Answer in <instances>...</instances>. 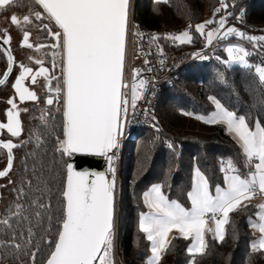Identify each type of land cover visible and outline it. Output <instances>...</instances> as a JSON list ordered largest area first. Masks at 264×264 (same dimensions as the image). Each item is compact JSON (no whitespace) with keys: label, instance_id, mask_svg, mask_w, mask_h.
Masks as SVG:
<instances>
[{"label":"trees","instance_id":"1","mask_svg":"<svg viewBox=\"0 0 264 264\" xmlns=\"http://www.w3.org/2000/svg\"><path fill=\"white\" fill-rule=\"evenodd\" d=\"M227 7L215 12L221 0H135V19L154 29L193 26L191 42L175 44L165 41L163 49L177 76L162 89L157 105L156 129L140 128L128 144L123 160L122 192L119 204V245L122 264H146L150 241L139 228L141 213L147 210L145 193L154 185L169 201L191 208L196 168L207 177L211 189L225 183V161L231 160L237 171L248 174L250 168L241 146L221 123H206L198 117L215 110L213 99L220 101L237 116H244L250 128L257 121L264 126V82L255 71V59L248 67L229 66L227 52L221 46L209 62L191 60L205 49L202 35L195 25L207 13L221 17L244 11L249 26L246 31L264 29V0H223ZM258 32V31H257ZM264 46V44L262 45ZM187 113V114H185ZM54 115L38 121L36 138L24 151L17 171L13 201L6 207L0 223V240L16 243L0 245V264H45L54 250L60 221L63 218L62 192L66 181V164L71 157L58 151L63 139L64 116ZM37 202V203H34ZM21 215L11 216L16 205ZM229 214L225 238L221 242L207 233L204 254L189 253L191 237L175 234L162 253L159 264H264V250L253 251L257 241L253 228L259 211L255 201L245 202ZM38 205H45L39 207ZM40 215L37 216L36 213ZM1 220V221H3ZM32 235L29 242L28 228ZM35 254L34 258L32 254Z\"/></svg>","mask_w":264,"mask_h":264},{"label":"snow or ice","instance_id":"2","mask_svg":"<svg viewBox=\"0 0 264 264\" xmlns=\"http://www.w3.org/2000/svg\"><path fill=\"white\" fill-rule=\"evenodd\" d=\"M14 2L15 0H0V9L11 6ZM157 2H167V0H157ZM34 3L41 6L43 12L30 10L22 19L13 14L10 20L12 24L20 26L22 23H31L33 18L41 20L46 13L47 18L54 21L61 30L53 33L47 25L44 26L57 41L52 47H62L64 61L63 87L59 84L56 87L57 97L61 92L64 94L63 139L57 137L58 151L69 157L78 153L107 155L118 148L122 121L126 119L128 112V99L122 88L127 87L123 83V75L130 15L129 0H34ZM221 3L222 7L228 6L223 0ZM220 11L221 8L215 9V12ZM214 22L213 18L194 27L204 34L205 27ZM226 22L227 17H221L219 28L207 32L206 38L209 44L212 43L214 36L219 34V30L224 28ZM189 27L193 26L189 25ZM231 34H237L242 38L246 35L235 27H229L221 38ZM137 35L143 34L137 32ZM29 36L30 33L25 31L23 45L31 48L33 45L29 43ZM169 38L181 43H190L192 39L187 30ZM153 39L158 37L154 36ZM247 39L264 41V36L248 35ZM227 51L233 62L253 67L246 59L250 53L244 47L232 45ZM8 58L10 72L11 63L14 61L10 51ZM36 63L42 65L43 61L37 60ZM20 67L23 71L14 85L20 100H37L36 93L24 86L26 77L33 72V69L23 64ZM48 71L47 68L40 67L35 75H31L32 82L36 83L38 76L47 77ZM255 71L259 79L264 82V67L255 66ZM136 74H139V70H136ZM4 82L0 80V84ZM144 84L143 80L139 82L140 87ZM139 98L134 85L133 107ZM8 103L13 109L16 108L14 98ZM47 103L51 105L53 99L49 98ZM215 103L217 111L211 114L210 119L203 116L198 118L205 120L206 123L225 122L227 130L235 133L249 162L253 159L258 161L254 164L255 171L250 172L247 177H241L239 174L227 175V187L217 186L213 195L207 177L196 168L195 183L192 191L188 193L191 209L183 207L177 201H169L162 194L161 185H155L150 192L145 193V202L151 211L141 213L139 228L146 234L147 240L151 241L152 256L149 264H159L161 254L168 248V235L173 229H178L186 238L194 235L195 243L189 247V253L204 254L208 247L205 240L206 232H213L214 238L222 242L225 238L224 225L229 222V213L242 205L246 207L247 204L244 202L250 201L256 195H264V126L257 121L253 130L244 116H237L235 112L224 108L219 101ZM7 116L8 122L0 123V129L6 128L12 136H19L22 131L19 112L9 109ZM41 118L43 119V114ZM0 146L9 153L8 167L0 171V177H3L12 167V149L19 145L8 140L0 141ZM108 159L110 163L113 161L112 156ZM226 170L236 171L231 160L227 162ZM111 171L113 176L109 179L102 172L77 171L72 163L66 164V181L62 192L65 201L63 218L60 221L61 228L57 234L54 250L50 253L46 264H114L115 168H111ZM38 206L45 207V205ZM257 207L264 209V204ZM22 210L23 206L17 204L10 215L19 216ZM209 214L215 222V228L207 227L206 217ZM36 215L39 216L40 213L37 212ZM0 223L11 227L8 219ZM253 227L264 233V216H261V221L253 224ZM27 231L30 242L31 227ZM9 243L16 248L21 247L16 243L15 236L10 241L0 240V245ZM252 249L264 250V236L253 243ZM32 255L34 258L35 254Z\"/></svg>","mask_w":264,"mask_h":264},{"label":"flooded vegetation","instance_id":"3","mask_svg":"<svg viewBox=\"0 0 264 264\" xmlns=\"http://www.w3.org/2000/svg\"><path fill=\"white\" fill-rule=\"evenodd\" d=\"M30 10L43 12L42 7L35 4L34 0H15L11 6L0 9V80L3 79L9 68V54L5 44L9 46L14 58L8 77L3 84H0V123L6 124L8 122L7 111L12 109L19 112L22 127L19 136H12L6 128L0 129V141L7 142L11 140L14 144L19 145L12 149L11 169L6 176L0 177V221L3 220L6 207L13 201V191L20 161L24 151L36 138L35 126L37 122H45L54 115L60 117V112L63 113L64 110V94L61 92L59 97L56 94L57 85L63 87L62 70L64 61L62 47H52L57 41L44 26L47 25L53 33L61 30L54 21L47 18L46 13L41 20L33 18L32 22L28 24L22 23L17 26L11 23V15L16 14L22 19L23 15L28 14ZM25 31L30 33L29 43L33 45L31 48L23 45ZM9 36L10 40H8ZM37 60L43 61V64H37ZM21 64L33 69V72L26 77L24 86L36 93L37 100L21 101L19 94L16 92L14 85L23 71L20 67ZM40 67L47 68L49 70L48 75L47 77L38 76L36 83H33L31 75H35ZM13 98L16 104L15 109L8 103ZM49 98L53 99L51 105L47 103ZM42 114L43 119L41 118ZM8 158V150L0 146V171L7 169Z\"/></svg>","mask_w":264,"mask_h":264},{"label":"built area","instance_id":"4","mask_svg":"<svg viewBox=\"0 0 264 264\" xmlns=\"http://www.w3.org/2000/svg\"><path fill=\"white\" fill-rule=\"evenodd\" d=\"M225 4V2L223 1ZM218 8L221 10L222 3ZM241 13L243 15L241 16ZM227 17V22L224 28L229 23H234L241 28H247L249 22L244 11L238 12L232 16L223 11L221 17ZM223 28V29H224ZM189 34L193 33V27H185ZM183 29L179 28H164L154 29L143 26L135 19V0H130V15L128 23V31L126 37L125 49V64L123 83L127 87L122 88V92L126 94L128 99L127 117L122 121V130L118 138V148L109 152V156L113 157L111 168H115L116 189H115V246L113 249L114 264H122L119 245V204L122 192V176L121 170L127 144L136 136L137 130L140 128L156 129L157 121V105L162 92V89L173 83L177 76L176 68L171 67L167 54L163 49L165 41H171L179 44L180 41L173 40L169 37L179 35ZM137 32L143 35L138 36ZM158 39H153V37ZM224 43H233L244 47L250 55L246 57L248 60L255 59L257 65L264 66V46H257L245 39H222L219 35L214 42L197 54L191 60L200 62H209L212 59V54L220 48ZM139 70V74H136ZM143 80V87L139 86V82ZM136 86V92L139 94V99L136 100L135 106L132 105L133 86ZM227 169V161L223 162ZM247 166H251V162L246 161ZM231 172V170H226ZM112 178L113 173L110 171ZM264 195H256L252 199H260ZM219 215V214H218ZM207 221H214L211 214L206 217Z\"/></svg>","mask_w":264,"mask_h":264},{"label":"crops","instance_id":"5","mask_svg":"<svg viewBox=\"0 0 264 264\" xmlns=\"http://www.w3.org/2000/svg\"><path fill=\"white\" fill-rule=\"evenodd\" d=\"M246 35H245V37H235V35L233 34L232 36H230L228 39H230V38H234V39H245V40H248L247 39V36L248 35H251V36H264L263 34H259V32H250V31H246V33H245ZM231 40V39H230ZM250 41V40H249ZM250 42H252L253 44H255V45H258V46H262L263 44H264V41H250ZM226 45H230V46H232V45H237V44H233V43H224L222 46L226 49ZM250 61V60H249ZM215 101H218V100H216V99H214V103H215ZM220 102V101H219ZM220 104L221 105H223L221 102H220ZM223 107L224 108H226L224 105H223ZM227 109V108H226ZM229 110V109H228ZM215 111H217V108H216V103H215V110L213 111V112H215ZM230 111V110H229ZM213 112H211L209 115H207V116H204L205 118H208V119H210L211 118V114L213 113ZM218 123H221V124H224L225 126H226V128H227V125H226V123L225 122H223V121H221V122H218ZM213 124V123H212ZM215 124V123H214ZM260 124V123H259ZM261 125V124H260ZM256 126V125H255ZM262 126V125H261ZM253 130H255V127L253 128ZM228 131V130H227ZM229 132V131H228ZM229 134H231V136L236 140V142L241 146V144L239 143V141H238V138L235 136V133H233V132H229ZM241 149H242V146H241ZM242 151H243V149H242ZM243 154L245 155V158H246V161H248L249 162V160H248V157H247V155L244 153V151H243ZM256 162H258V161H256L255 159H253L252 161H251V166H249V168H250V170H249V172H248V174H246V175H243L242 173H240L239 171H235V172H228V171H226V173H225V183L223 184V185H221V186H219V187H221V188H226L227 187V180H226V176L227 175H230V174H239L241 177H247L248 175H249V173L250 172H252V171H255V168H254V164L256 163ZM194 183H195V174H194ZM194 183H193V186H194ZM155 186V185H154ZM153 187H151V189H152ZM209 188H210V191H211V193L213 194V195H215V192H216V188L215 189H211V187H210V185H209ZM151 189L148 191V192H150L151 191ZM161 192H162V190H161ZM162 194H163V192H162ZM164 195V194H163ZM250 201H255L258 205H261V204H264V197H262V198H260V199H251ZM245 202H248V201H245ZM244 202V203H245ZM146 206H147V210L144 212V213H148L149 211H151V209L149 208V205L146 203ZM192 206V205H191ZM191 209V208H190ZM230 214V213H229ZM261 216H264V209H260L259 208V211H258V215H257V217H256V219L254 220V223L253 224H256V223H259L260 221H261ZM207 227L208 228H215V222L214 221H207ZM224 227H226V224L224 225ZM254 228V231H255V233H256V235H257V241L259 240V238L261 237V236H264V233H261L259 230H258V228L257 227H253ZM207 233H211V234H213L214 235V233L213 232H206L205 233V240H206V236H207ZM175 234H180V232H179V230L178 229H173L170 233H169V235H168V241H170V239L172 238V236L173 235H175ZM180 235H182V234H180ZM189 237H191V243H190V245H189V247H191L194 243H195V237H194V235L193 236H189ZM150 252H151V241H150ZM197 254H199V253H197ZM196 255V254H195ZM151 256H152V252L150 253V256L147 258V260H146V264H149V261H150V258H151Z\"/></svg>","mask_w":264,"mask_h":264},{"label":"water","instance_id":"6","mask_svg":"<svg viewBox=\"0 0 264 264\" xmlns=\"http://www.w3.org/2000/svg\"><path fill=\"white\" fill-rule=\"evenodd\" d=\"M129 9H130V0H129ZM5 45H6L5 48L9 54L10 48L7 44H5ZM125 49H126V45H125ZM11 56H12V54H11ZM12 65H13V62L11 63V69H12ZM9 67H10V61H9ZM9 73L10 72H9V68H8V70L6 72L7 75H5L2 80L5 81L6 78L8 77ZM108 157H109V153L107 155H104V156L97 155V154L78 153V154H75L74 156H72L69 159L68 163H72L74 168L77 171L102 172L109 179H111V176H110L111 163H110Z\"/></svg>","mask_w":264,"mask_h":264},{"label":"rangeland","instance_id":"7","mask_svg":"<svg viewBox=\"0 0 264 264\" xmlns=\"http://www.w3.org/2000/svg\"><path fill=\"white\" fill-rule=\"evenodd\" d=\"M222 14H223V12H222ZM222 16V15H221ZM214 18V16L212 15V14H209V13H207V15L205 16V19L202 21V22H200V23H198V24H202V23H204L205 21H207V20H209V19H213ZM220 16L219 17H217V20H216V22H214V23H212V24H209V25H207L206 27H205V29H204V34H201L200 32V34L202 35V37H203V41H204V44H205V46L206 47H208V46H210L213 42H214V40H215V38L219 35L220 37H223V33L227 30V28H229V27H235V28H237L239 31H242V32H244V33H246V30L244 29V28H241V27H239L238 25H236V24H234V23H229V24H227L226 26H225V28L223 29H220L219 30V34L218 35H216V36H214V38H213V40H212V43L211 44H209L208 43V41H207V38H206V34H207V32L208 31H211V30H213V29H217V28H219V20H220ZM215 20V19H214ZM197 24V25H198ZM196 29V28H195ZM186 29H183V31L182 32H184ZM248 31H250V32H259V34H263L264 35V29L263 30H258V29H253V30H248ZM233 34H231V35H229V36H227L226 38H222V39H228L230 36H232ZM235 35V37H239V35H237V34H234ZM231 40H233L234 38H230ZM258 46V45H257ZM226 47V52H227V59H226V62H227V64L229 65V66H233V65H244V66H247V65H245V64H243V63H237V62H233L232 61V58L229 56V53H228V51H227V48L228 47H230V45H226L225 46ZM247 59V58H246ZM247 61H248V63L249 64H251V62L247 59ZM256 66H261V65H256ZM262 67H264V66H262ZM7 202V201H6ZM146 263V262H145ZM5 264H9V263H5Z\"/></svg>","mask_w":264,"mask_h":264}]
</instances>
